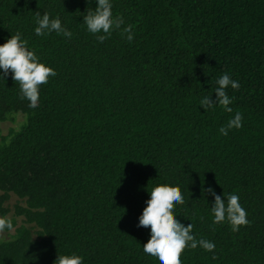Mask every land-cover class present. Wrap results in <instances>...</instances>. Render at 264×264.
<instances>
[{
	"label": "trees",
	"instance_id": "16d2710c",
	"mask_svg": "<svg viewBox=\"0 0 264 264\" xmlns=\"http://www.w3.org/2000/svg\"><path fill=\"white\" fill-rule=\"evenodd\" d=\"M4 122L0 264H264V0H0Z\"/></svg>",
	"mask_w": 264,
	"mask_h": 264
},
{
	"label": "rangeland",
	"instance_id": "374dc122",
	"mask_svg": "<svg viewBox=\"0 0 264 264\" xmlns=\"http://www.w3.org/2000/svg\"><path fill=\"white\" fill-rule=\"evenodd\" d=\"M18 115H20V114H18ZM20 121H21L20 118H16V124H18V122H20ZM12 126H14V124H11L8 122L0 123V136L4 135L7 132L8 128H10ZM17 202H18L17 198L12 195L8 201V205L12 207ZM11 232H12V230L9 231L8 233H11ZM4 236H5V233L0 230V238H3Z\"/></svg>",
	"mask_w": 264,
	"mask_h": 264
}]
</instances>
